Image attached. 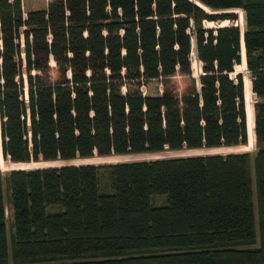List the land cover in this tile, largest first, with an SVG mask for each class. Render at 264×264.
I'll return each mask as SVG.
<instances>
[{
  "label": "trees",
  "instance_id": "1",
  "mask_svg": "<svg viewBox=\"0 0 264 264\" xmlns=\"http://www.w3.org/2000/svg\"><path fill=\"white\" fill-rule=\"evenodd\" d=\"M234 8L243 36L233 26L204 36V20L236 19L223 12ZM0 40L12 162L248 145L242 43L256 146L11 170L10 233L0 168V264H264V0H50L25 16L21 0H0Z\"/></svg>",
  "mask_w": 264,
  "mask_h": 264
},
{
  "label": "rangeland",
  "instance_id": "2",
  "mask_svg": "<svg viewBox=\"0 0 264 264\" xmlns=\"http://www.w3.org/2000/svg\"><path fill=\"white\" fill-rule=\"evenodd\" d=\"M50 0H21V9L23 12V15H26V12L29 9H36L45 7L47 3ZM203 8V7H202ZM205 9V8H204ZM209 11V9H205ZM223 12H235L237 18H239L240 12L239 10H226ZM19 43L21 48V64H20V70L22 71V89L20 93V99L24 103V94L26 91L27 99H28V81H27V73H26V60L24 55V46H25V37L23 35L19 36ZM0 49H1V40H0ZM31 59H33V56H30ZM0 64H1V58H0ZM50 68H55V62L53 60V57L51 54H49V62H48ZM194 73L196 74L199 71V65L197 63H194L192 65ZM239 69V68H238ZM236 70V69H235ZM32 74L37 73L35 70L32 69ZM53 73V70H51V74ZM235 74V73H234ZM243 75V74H242ZM244 76L249 77L247 73V67L245 69ZM15 80H19V76L15 77ZM3 80L0 79V84H2ZM149 92H153L154 84H150L149 86ZM254 93L252 92L250 104L253 106L254 103ZM29 102V99H28ZM25 104V103H24ZM26 107V105H25ZM29 108V107H28ZM254 111V108H253ZM27 112L25 114L21 115V119L24 120V122L27 125ZM29 120H30V112H29ZM1 124V120H0ZM255 139L250 143L248 140V145H239V146H231V147H225V146H219V147H212V148H201V149H184V150H176V151H163V152H157V153H142V154H129V155H121V156H107V157H98L94 156L92 158H86V159H74V160H57V161H49V162H43V161H29V162H12L9 160V158H5L2 154V136H1V127H0V168L3 178V189H4V197H5V204L7 208V225H8V232L10 233V225L12 223V215L10 211V203H9V192L6 186V178L9 174V171L11 170H17V169H35V168H43L45 166H62L65 164H104V163H116V162H126V161H141V160H149V159H155L158 157H177V156H187V155H202V154H227L231 152H250L253 153L256 146H255ZM152 203L154 205H163L165 203V196L164 195H156L152 197Z\"/></svg>",
  "mask_w": 264,
  "mask_h": 264
},
{
  "label": "built area",
  "instance_id": "3",
  "mask_svg": "<svg viewBox=\"0 0 264 264\" xmlns=\"http://www.w3.org/2000/svg\"><path fill=\"white\" fill-rule=\"evenodd\" d=\"M232 10H234V11L239 10V12H240L239 18H236V19H224V20H212V21L204 20L203 21V26L207 29L204 32V36L205 37L208 36V29L211 30V35L212 36H216L217 35V28L223 27V26L238 27L241 36H243L244 30H245V16H244V12H243V10L241 8H234ZM187 32L190 34V36H192V38L196 34L193 26L191 28H189L187 30ZM48 40H50V37H48ZM242 48H244L243 43L241 45V49ZM191 62H192V65L194 63H197L199 65V71L197 73H200L201 72V63L197 59L194 45L192 47V52H191ZM197 73H196V75H197ZM247 73L250 76V72H249L248 69H247ZM254 98H255V95H254ZM24 103L26 105V112H27V117H26L27 125L26 126H27V128H29L30 127V120H29V108H28V99H27L26 91H25V94H24ZM28 138L30 139V132H28ZM158 158H161V157H158ZM45 167H54V166H45Z\"/></svg>",
  "mask_w": 264,
  "mask_h": 264
},
{
  "label": "bare ground",
  "instance_id": "4",
  "mask_svg": "<svg viewBox=\"0 0 264 264\" xmlns=\"http://www.w3.org/2000/svg\"><path fill=\"white\" fill-rule=\"evenodd\" d=\"M197 4H199V3H197ZM243 49L244 48H242V50ZM245 69H246V58H245V56L243 55V52H242V63L236 67V72L235 73H241L244 76ZM250 81H251L250 80V76L249 77L244 76L246 113H247V121H248V140L251 143L255 139V134H254V111H253V106L251 105L252 103L250 104V99H251V95H252Z\"/></svg>",
  "mask_w": 264,
  "mask_h": 264
},
{
  "label": "crops",
  "instance_id": "5",
  "mask_svg": "<svg viewBox=\"0 0 264 264\" xmlns=\"http://www.w3.org/2000/svg\"><path fill=\"white\" fill-rule=\"evenodd\" d=\"M242 52H243V55L245 56V49H243ZM241 63H242V62H241ZM250 83H251V81H250ZM244 88H245V87H244Z\"/></svg>",
  "mask_w": 264,
  "mask_h": 264
},
{
  "label": "water",
  "instance_id": "6",
  "mask_svg": "<svg viewBox=\"0 0 264 264\" xmlns=\"http://www.w3.org/2000/svg\"><path fill=\"white\" fill-rule=\"evenodd\" d=\"M197 4V3H196ZM197 5H199V4H197ZM200 6V5H199Z\"/></svg>",
  "mask_w": 264,
  "mask_h": 264
}]
</instances>
